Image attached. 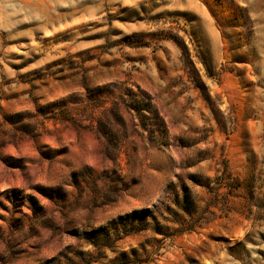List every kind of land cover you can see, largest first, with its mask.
Instances as JSON below:
<instances>
[{
    "label": "rangeland",
    "instance_id": "obj_1",
    "mask_svg": "<svg viewBox=\"0 0 264 264\" xmlns=\"http://www.w3.org/2000/svg\"><path fill=\"white\" fill-rule=\"evenodd\" d=\"M0 264H264V0H0Z\"/></svg>",
    "mask_w": 264,
    "mask_h": 264
},
{
    "label": "trees",
    "instance_id": "obj_2",
    "mask_svg": "<svg viewBox=\"0 0 264 264\" xmlns=\"http://www.w3.org/2000/svg\"><path fill=\"white\" fill-rule=\"evenodd\" d=\"M185 60L189 62L188 57H185ZM194 80V87H199V78H193ZM222 174L224 175H229V171L224 168L222 171ZM205 179V178H204ZM193 181L195 184L207 188V189H212L214 188L215 190V195L218 196L219 194V187L222 186V184H217V187H210L209 180H202L201 182H197L198 180H195L193 178ZM226 186V184L224 185ZM213 190V189H212ZM191 189L190 187L187 186L184 182L180 184V189L176 191L174 194L173 198L168 201V203H164L163 210L161 212H167L173 216V223H176L179 225V230L182 231H191L193 230L196 226H200V224H197V220L193 219L194 214L197 211V204H196V197L195 195H191ZM163 204V202H162ZM134 214H137V212H133V218L135 217ZM129 216V214H127ZM187 219V220H185ZM127 219H123L122 222ZM185 222V223H184ZM125 223V222H124ZM201 223V222H200Z\"/></svg>",
    "mask_w": 264,
    "mask_h": 264
}]
</instances>
